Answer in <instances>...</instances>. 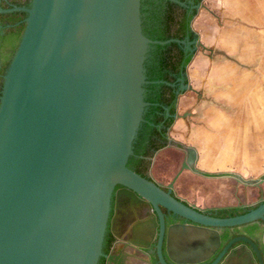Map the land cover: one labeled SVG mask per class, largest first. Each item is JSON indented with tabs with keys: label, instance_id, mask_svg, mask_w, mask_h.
<instances>
[{
	"label": "water",
	"instance_id": "1",
	"mask_svg": "<svg viewBox=\"0 0 264 264\" xmlns=\"http://www.w3.org/2000/svg\"><path fill=\"white\" fill-rule=\"evenodd\" d=\"M205 4L208 10H200L193 27L213 49L221 0ZM14 10L26 16L0 96V264H98L117 184L154 204L162 222L159 206L193 223L172 232L183 242L177 264H203L217 254L208 253L219 243L211 240V227L264 219V202L246 214L217 218L171 194L182 173L177 191L197 206L228 198L233 179L184 172L198 161L195 147L186 148L184 160L175 148L157 154L154 177L168 183L175 176L167 191L128 166L148 104L150 47L185 43L148 37L142 0H30L12 10L0 6V12ZM201 41L196 43L204 47ZM208 55L200 49L188 65V80L200 91L179 96L170 137L181 144V122L196 113L203 96ZM182 88L192 86L183 83ZM162 237L159 254L166 264ZM237 254L242 264H264L263 253ZM225 256L219 253L212 264Z\"/></svg>",
	"mask_w": 264,
	"mask_h": 264
},
{
	"label": "flooded vegetation",
	"instance_id": "2",
	"mask_svg": "<svg viewBox=\"0 0 264 264\" xmlns=\"http://www.w3.org/2000/svg\"><path fill=\"white\" fill-rule=\"evenodd\" d=\"M180 1L184 2V5L174 0H142L143 15L147 18L148 31L155 28L157 17L163 16L171 10L170 3L178 5L179 8L176 11L184 12L186 18H189L190 30L183 39H180L185 43H167L178 44V49L183 53L178 70L168 64L164 57L170 53L171 46L159 49L156 45L167 44H152L150 47L146 62L148 83L146 84L145 100L148 104L145 109L144 121L134 143V153L128 161L130 168L141 170V172L135 171L149 180L161 183L165 191L168 190V185L175 176L168 183H163L154 177L152 169L157 154L163 149L182 150L185 158L186 149L180 142L170 137V130L176 118L179 117L177 112L179 96L186 90L200 91L198 88L194 89L188 80V65L200 49L209 53L206 58L211 61L218 60L220 56L223 57V54L218 52L219 50L207 48L193 27L194 19L200 10H208L205 0ZM29 2L30 0H0V6L4 10H12L19 6H28ZM17 12L21 11L0 12V96L3 89V76L16 50L11 28L18 23H12L8 15ZM147 36L153 39L150 35ZM199 40L204 47L196 43ZM189 57L190 61L186 63ZM183 83L191 85L192 89H183ZM162 143L164 146L155 150V147ZM152 151H154L153 155H151ZM140 159H143L144 162H141ZM148 161L151 162L150 169L142 171ZM185 171L203 177H226L228 179L231 177L229 174L207 175L197 169V163L192 170ZM181 175L182 173L176 179L171 194L181 198L188 205L206 209L205 213L217 218H232L246 214L264 202V173L255 181L235 175V184L227 191L228 198L219 200L218 203L209 207H199L189 199L180 196L176 183ZM124 190L129 191L132 195L125 194ZM159 208L163 215V222L154 204L137 191L117 184L111 198V209L98 264H164L159 254L162 228H164L161 242L162 258L166 264H177L174 260L181 259L179 247L183 242L175 238L172 232L178 228V225L189 226L193 223L173 214L163 206H159ZM208 233L212 237L211 240L218 239L219 243L208 252L217 254L203 264H212L219 253H227V256L222 258L218 264H242L237 253H263L264 255V219L235 226L211 227ZM191 243L193 244L192 241Z\"/></svg>",
	"mask_w": 264,
	"mask_h": 264
},
{
	"label": "rangeland",
	"instance_id": "3",
	"mask_svg": "<svg viewBox=\"0 0 264 264\" xmlns=\"http://www.w3.org/2000/svg\"><path fill=\"white\" fill-rule=\"evenodd\" d=\"M246 2L250 0H221L213 50L237 59L242 55L239 14ZM222 60L220 56L211 61L196 113L181 122L182 145L197 149V169L207 175L229 174L233 180L239 175L255 181L264 173V91H213L222 88L231 73L223 69ZM236 66L231 64L232 72Z\"/></svg>",
	"mask_w": 264,
	"mask_h": 264
},
{
	"label": "crops",
	"instance_id": "4",
	"mask_svg": "<svg viewBox=\"0 0 264 264\" xmlns=\"http://www.w3.org/2000/svg\"><path fill=\"white\" fill-rule=\"evenodd\" d=\"M245 6L239 14L242 55L237 59L223 51V69L227 72L231 70V73L222 88H214L213 91H264V0H250ZM231 64L237 65L233 72ZM217 85L220 84L217 82Z\"/></svg>",
	"mask_w": 264,
	"mask_h": 264
},
{
	"label": "trees",
	"instance_id": "5",
	"mask_svg": "<svg viewBox=\"0 0 264 264\" xmlns=\"http://www.w3.org/2000/svg\"><path fill=\"white\" fill-rule=\"evenodd\" d=\"M178 5L170 3V9L168 13L164 14L163 16L157 17L155 20V28L150 29L148 31L147 26V18L142 17L143 19V27L146 35H150L153 39L158 40H166L170 38H177V39H183L184 36L189 32V18H186L184 12L176 11L178 9ZM143 13V8H142ZM26 14L25 12H17L12 13L8 15L9 20L12 23H18L16 26H13L11 28L13 32V38L15 41L16 48L18 46V43L20 41L22 32L25 27V23L22 22L25 18ZM159 49L160 48H168L171 46L170 53L165 57L166 62L168 61V64H170L174 69L178 70L180 66L181 57L183 56V53L181 50L178 49V44L171 43L167 45H156ZM190 61V57L186 60V63ZM171 124V123H170ZM164 146V143L158 144L155 147V150L160 149ZM154 150V151H155ZM151 152V155H153V152ZM141 162H144L143 159H140ZM151 162L148 161L146 164V167L142 169V171H148L150 169ZM136 171L141 172V170L135 169Z\"/></svg>",
	"mask_w": 264,
	"mask_h": 264
}]
</instances>
